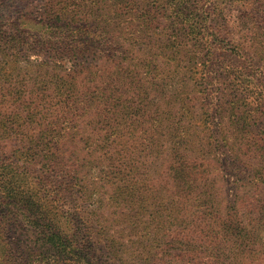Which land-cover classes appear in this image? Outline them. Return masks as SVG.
Segmentation results:
<instances>
[{
    "label": "trees",
    "instance_id": "trees-1",
    "mask_svg": "<svg viewBox=\"0 0 264 264\" xmlns=\"http://www.w3.org/2000/svg\"><path fill=\"white\" fill-rule=\"evenodd\" d=\"M6 16L27 126L0 138L42 162L0 165V201L32 205L37 264H264V72L236 63L264 65V0H0ZM50 177L42 207L26 191ZM10 248L0 226V264Z\"/></svg>",
    "mask_w": 264,
    "mask_h": 264
},
{
    "label": "rangeland",
    "instance_id": "rangeland-1",
    "mask_svg": "<svg viewBox=\"0 0 264 264\" xmlns=\"http://www.w3.org/2000/svg\"><path fill=\"white\" fill-rule=\"evenodd\" d=\"M8 23L9 18L6 16L0 25V30L3 31L7 29ZM220 53H223V50L220 51ZM248 55L251 56L250 53ZM236 63H238L240 67L245 66L247 69H250L248 70L249 72H264V65L261 63H250L249 60L243 59H237ZM12 77L10 57L5 54V51L0 50V135L16 127L27 126L24 124L26 120L23 121V116L26 113V93L22 90L19 99H14L16 95L13 94ZM35 108L36 109L32 111L34 116L31 119L33 124H38L41 115L40 112L37 111V107ZM127 140L129 142L130 139ZM14 144V141H5L0 138V165L17 166L18 164H22L31 169H37L38 166H40L39 164L42 162L40 149H15L13 148ZM34 150H36V153L39 155L35 156L36 153H34L33 157L36 158L31 159L33 161L28 163L27 160H25V155H27V153H32ZM148 161V158H139V162L147 163ZM232 173L231 170H228L230 179L233 178ZM42 180H44V182H40L36 186L28 187L27 191L24 189L22 193L26 191L27 196L31 195L33 198H36V201L39 200L38 203L41 204L42 207L45 206L46 203H50V205L54 207L57 206L59 200L57 188L59 187V183L55 182L53 177ZM24 187L27 188V185ZM46 189L50 191L47 193ZM39 191H42V194L39 195ZM31 206L32 205L28 202L19 201L18 198L11 203H7V205L5 202L3 204L0 201V226L6 234L7 240L10 242V249L12 250L11 252L14 253V259H16L19 264H37L40 262L37 257L31 256V251L35 250L38 244L37 238L39 237L38 229L36 227H30V223L27 222V216L29 215L28 212Z\"/></svg>",
    "mask_w": 264,
    "mask_h": 264
}]
</instances>
